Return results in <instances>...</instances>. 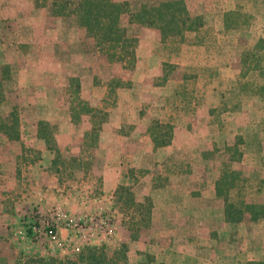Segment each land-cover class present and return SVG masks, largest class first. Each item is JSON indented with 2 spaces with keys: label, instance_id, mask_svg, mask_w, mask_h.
<instances>
[{
  "label": "rangeland",
  "instance_id": "obj_1",
  "mask_svg": "<svg viewBox=\"0 0 264 264\" xmlns=\"http://www.w3.org/2000/svg\"><path fill=\"white\" fill-rule=\"evenodd\" d=\"M56 1L0 0V203L30 197L23 217L0 216V264L73 261L89 247L111 264L264 261V220L243 209L230 222L225 200L264 204L263 0H114L183 1L194 26L165 39L125 16L136 56L124 61L55 15ZM55 205L118 211L116 239L53 256L24 216Z\"/></svg>",
  "mask_w": 264,
  "mask_h": 264
},
{
  "label": "trees",
  "instance_id": "obj_2",
  "mask_svg": "<svg viewBox=\"0 0 264 264\" xmlns=\"http://www.w3.org/2000/svg\"><path fill=\"white\" fill-rule=\"evenodd\" d=\"M261 5H263L262 15H264V0ZM54 6L57 9L54 11L55 15L75 16L79 21V26L86 29L90 37L104 44L109 58H116L120 61L126 60L127 57L135 60L136 56L133 48L134 42L131 37V28L123 24L125 16L129 17L130 25L158 27L163 32L165 39L167 36H177V33H183L184 30L191 31L194 28V26L189 24L191 15L187 12L183 1H178L174 4L162 2L158 7L148 6L137 11L131 8L132 4L130 1L115 2L114 0H65L63 2H54ZM175 6L182 7L181 9L185 13L181 14V9L174 8ZM224 17L228 18L229 13L226 12ZM228 21H224V23L227 24ZM226 24H224V27L227 30H232L233 27H236V25L230 26ZM259 43L262 46L261 50H264V41L260 39ZM262 59H264V56H261V61ZM263 72L262 74L264 75ZM256 95L264 98V86L257 89ZM217 186L219 194L224 193L222 180ZM228 197L225 199L226 217L230 219V222L240 224L244 221L245 212L250 215V220L253 223H259L264 220V204L249 203L239 208ZM243 209L245 212H243ZM102 250L99 247H89L78 255V260L59 263L52 258L51 264H111L106 262ZM249 264H264V261L250 262Z\"/></svg>",
  "mask_w": 264,
  "mask_h": 264
},
{
  "label": "built area",
  "instance_id": "obj_3",
  "mask_svg": "<svg viewBox=\"0 0 264 264\" xmlns=\"http://www.w3.org/2000/svg\"><path fill=\"white\" fill-rule=\"evenodd\" d=\"M82 201L86 203V199ZM119 219L116 210L72 214L68 208L55 205L25 213L24 224L31 240L56 256L80 252V243L91 245L115 240Z\"/></svg>",
  "mask_w": 264,
  "mask_h": 264
},
{
  "label": "crops",
  "instance_id": "obj_4",
  "mask_svg": "<svg viewBox=\"0 0 264 264\" xmlns=\"http://www.w3.org/2000/svg\"><path fill=\"white\" fill-rule=\"evenodd\" d=\"M18 180H15V183H14V185H17L18 184ZM22 185H24L23 184V182H22ZM52 185V184H51ZM5 187V188H4ZM23 187V186H22ZM0 189H2L3 191H10L9 190V188H6V186H0ZM6 189V190H5ZM14 189V188H13ZM22 189V188H21ZM24 189H28L27 188V185L25 186L24 185ZM18 192V191H17ZM16 192V193H17ZM22 193V192H21ZM24 193V192H23ZM22 193V199H18V201H17V197H16V194L14 195V197H15V200H13V202H10V201H8V200H6V198H3V200H2V202L0 203V216H1V218H4V219H10V220H12V219H16L17 217H23V215L22 214H19V211H21V207L22 206H24V204H27V203H29V201H30V197L28 198V194L26 195V194H23ZM32 196V195H31ZM20 200L22 201V202H20ZM43 201V200H42ZM4 202V203H3ZM6 204V207H4L3 205H5ZM25 212H23V214H24ZM172 217H175L176 218V216H172ZM18 220V219H17ZM17 220H15V223L17 222Z\"/></svg>",
  "mask_w": 264,
  "mask_h": 264
}]
</instances>
